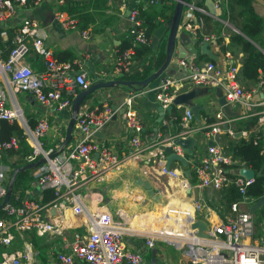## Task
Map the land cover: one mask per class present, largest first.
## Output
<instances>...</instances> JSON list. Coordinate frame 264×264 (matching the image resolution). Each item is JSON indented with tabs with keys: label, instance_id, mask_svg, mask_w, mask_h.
<instances>
[{
	"label": "built area",
	"instance_id": "1",
	"mask_svg": "<svg viewBox=\"0 0 264 264\" xmlns=\"http://www.w3.org/2000/svg\"><path fill=\"white\" fill-rule=\"evenodd\" d=\"M44 1L0 0V24H2L0 39L8 40L6 23L15 16L16 7L32 9ZM58 1L64 3L63 0ZM162 1L167 0H145V4L158 6ZM168 1L174 4L177 2V0ZM214 5L219 9L218 1L214 2ZM121 9H124V5ZM200 16L221 23L222 32L218 35L205 33ZM55 18L65 31L77 30V22L65 13L58 12ZM127 22L130 47L119 58L117 56L110 81L118 80L126 74L132 64L131 56L135 48L150 46L152 43V39L146 38L144 24L140 18V8L130 10ZM179 28L194 42L203 44L217 42L219 39L224 47L227 46L224 40H228L231 35L226 29L236 31L230 22L213 17L206 8L190 3L184 5ZM80 35L82 39H90L85 30L80 31ZM44 38L38 22L26 17L11 39L13 49L10 50L7 59H3L0 49V121H20V114L17 115L20 108L16 102L17 94H28L40 104L39 106L45 108L56 106V110L70 111L73 99L80 92L90 88L86 72L78 68V63L75 60L53 59L43 45ZM30 40H32L31 48L43 60L45 67L43 72H35L25 63V58L30 52L28 42ZM223 53V66H218L214 62L197 65L193 57L176 59L175 66L181 70L183 76L179 78L171 75L162 76L151 91L155 101L165 110L172 105L176 96L192 86L206 89L220 88L228 104H242L248 117L257 118V129L239 132V137L246 139L250 134H255L253 145H258L257 134L263 132L261 128L264 127V77L259 76L258 93L255 89H244L238 81L240 65L235 62L230 51ZM254 94L260 98H254ZM137 95L138 93L130 91L115 110L109 103L103 102L99 109L78 111L73 134L71 133L73 144L69 147L64 145V138L58 139L50 149H44L39 143L38 138H42L49 130L46 118H41L33 130L27 123L24 126L17 122L23 129L24 140L32 149V154L27 160L29 162L37 158L46 160V163L33 171L34 182L31 186L41 191H53L55 199L42 204L41 196L38 199L29 197L31 188L24 192V197H21L20 191L16 192L14 201L9 200L5 204L0 210V264H33L34 247L25 239L26 242H23L21 250L8 252L7 249L16 243L18 237L24 238L20 231L22 225L42 227L45 212L64 200L68 203V210L64 211L65 214H60L59 226L64 225L63 227L68 226V228L58 237L59 247L54 248L56 250L51 249L53 264H74L75 261L84 264H145L142 252L127 249L124 242L126 236L143 239V247L146 250L154 249L156 243H166L177 251L183 250L184 252H181L186 264H264L263 229L259 217L250 211L255 200L247 195L256 177L246 178L230 174L233 169L247 166L239 164V161L229 155L225 151L226 146L222 143L225 136L235 138L234 120L220 111L215 114L212 123L193 128L192 113L186 109L178 124L180 128L174 135L144 144L141 140L143 126L133 109V100ZM115 114L121 115L125 126L131 132L127 153L120 154L114 146L95 139L96 132ZM164 125H167V122H164ZM195 135H199L202 141L207 142L206 153L193 165L187 159L192 177L185 178L181 168H166V154L159 147L167 146L177 156L185 157L184 151L175 145V140L190 137L196 139ZM209 143L212 145L209 146ZM18 145V138L0 143V168H3L0 170L1 203L7 194L12 176V171L3 165V156L6 151L17 149ZM263 150H260L261 154ZM52 154L53 158L48 159ZM127 164H143L146 167L142 171V176L150 181L160 197L161 202L154 201L157 204L161 205L166 199H171L166 197L168 192L172 191L171 188L178 189L180 194L181 191L177 186H171V179L183 184L184 192L181 197L190 201L191 205V212L186 221L190 228L188 235L175 234L174 229L159 230V232L134 229L123 212L118 211L117 215L111 212L110 207L107 206L109 200L104 201L99 188ZM180 170L182 177L175 180L179 178ZM158 172L159 176H157ZM231 187L237 190L241 199L229 205L226 217L204 220L207 230L203 232V237H199L198 230L193 225L199 220L197 216L203 212L202 192H206L205 195L212 193V196L220 199L221 193ZM188 189L191 191L190 196L187 195ZM83 190H88L86 196ZM214 193L217 195H213ZM88 199L89 202L86 201ZM73 220L79 221L73 226ZM70 221L72 226L69 224ZM56 227L58 225L50 228L44 225L48 231ZM70 229L83 231L74 233L69 239L65 231ZM55 233L60 232L56 229Z\"/></svg>",
	"mask_w": 264,
	"mask_h": 264
},
{
	"label": "crops",
	"instance_id": "2",
	"mask_svg": "<svg viewBox=\"0 0 264 264\" xmlns=\"http://www.w3.org/2000/svg\"><path fill=\"white\" fill-rule=\"evenodd\" d=\"M213 2L218 1L219 9H216L217 15L221 10V4H224L225 1L221 0H212ZM201 0H191L190 4L199 5ZM165 3V2H163ZM158 6H148L145 4V0H106L105 8L102 11H95L93 8H87L90 13H96L97 15L93 17V21L91 20L87 27L84 28L88 34L90 39H82L80 35V23L75 16L69 15L65 11H61L60 8L64 6V3L61 4L58 0H45L39 6H35L32 9L29 8H22L16 7L15 16L10 18L6 23V30L7 32L12 33V38L14 33L17 31L19 26L21 25L22 21L28 17L36 20L44 33L45 38L43 39V45L45 49L50 53V56L53 59L64 61V60H75L78 63V68L84 70L86 72V79L90 83V87L94 84L99 82H109L111 80V72L116 64L117 59V50L121 44V42L128 36L127 29H128V22H127V12L130 11L132 8H140L143 7L146 10L156 11L159 12L161 9V5ZM77 7L83 8L87 5L91 4L92 7L99 8L100 5L96 0H78ZM122 5H124V9H121ZM205 6V0L203 2ZM225 5V4H224ZM253 7L255 12L261 17L264 22V0H253ZM99 10V9H97ZM58 12H63L73 20L77 22L75 31H65L60 23L55 18V14ZM101 14V15H99ZM219 18V16H216ZM220 19V18H219ZM210 22V30H206L204 28L205 33L208 34H216L221 33L222 25L221 23L214 21L211 19ZM221 25V26H220ZM2 24H0V28ZM182 33H185L181 28H178L177 31V39L175 42V50L174 55L171 60L170 66L168 69L160 75L154 82H152L148 87L139 90L135 86L132 89H129L125 86H116L113 88L108 89H99L94 93L87 96L82 104L79 107L80 110H93L101 108L103 102L109 103L112 107L119 106L126 95L132 91L138 93L136 98L133 100V109L136 112L138 119L140 120L143 129L141 133V140L144 144L152 143L154 141H158L159 139L168 137L169 135H174L179 130V123H174L177 119V116L181 119L183 117L184 111L189 109V107H181L172 109L170 113L164 112L160 114L158 111L159 104L155 101L154 94L151 91L153 87L159 81V78L162 76H173L175 78H179L183 76V73L180 69L176 68L175 60L183 57H193L197 65H202L207 62H214L218 66L224 65V57H223V50H222V42L219 43V39L217 42H209L207 44V50L211 53L210 56L207 53V50L202 52L200 47L205 44H200L198 42H194L190 39L189 45L186 48L182 45L181 36ZM236 33V32H235ZM231 34V33H229ZM9 35V34H8ZM6 39L0 41L5 42ZM30 45V52L25 58V63L31 67V69L35 72H43L45 69L43 60L39 58L33 49L31 48L32 40L28 41ZM227 44L229 43L228 40H224ZM228 42V43H227ZM162 42L160 46L163 44ZM151 49L145 53L140 58L132 61L131 66L127 70L126 74L119 78L120 81H133L136 76L143 77L146 72L152 74L156 72L159 67H155L152 63V59L156 57L157 53L152 50V43ZM193 47L195 51H193ZM165 48V47H164ZM2 50L3 47L0 46ZM165 50V49H164ZM6 50H2V56L5 59V52ZM233 59L235 62H240L242 54L236 49L232 48L230 50ZM165 53V52H164ZM212 57V58H211ZM182 58V57H181ZM216 58V59H215ZM148 74V75H149ZM147 75V76H148ZM259 78V77H258ZM143 80V79H142ZM254 86V87H252ZM256 86V87H255ZM246 90H253L255 89L256 93H258V82L256 84H250L248 86H242ZM251 88V89H250ZM188 89H196L199 96L193 100L194 104H203V108L200 112L198 120L193 119L192 127L198 128L202 127L205 124L212 123L214 121V116L216 113L222 111L217 105V97L215 96L216 90L218 88H197V87H190ZM142 93V94H141ZM254 98L256 97L254 94ZM16 102L20 109L25 112V116L30 118L37 124V122L41 118H46L49 125L48 132L42 137H46L45 141H49L47 145H43L45 148L50 149L54 146L58 139L66 137V130L72 118L71 110H56V106L52 108H41L33 97L28 94H17L16 95ZM230 109L232 112L236 114L235 118H231L234 120L233 126L236 122L240 120L249 119L247 111L242 104L235 103L230 105ZM256 110V109H255ZM261 110V109H258ZM25 120V119H24ZM164 122H167V125H164ZM257 122L252 128L253 130L257 129ZM259 129V128H258ZM246 129H242L239 132H243ZM263 130L264 135V127L261 128ZM73 131V129H72ZM236 132V131H235ZM238 131L236 132L239 133ZM52 137H56L55 141L52 143L50 139H48L49 135ZM73 134V132H72ZM71 134V141L67 144V147L73 144ZM199 137V135H195V138ZM229 137L225 136L223 138L224 145L225 140ZM236 139L240 138L239 136H235ZM96 141H100L101 143H109L108 145L114 146L115 150L118 153H127L130 147V139H131V132L125 126L124 121L120 114H117L115 117H111V119L95 134ZM247 137L245 140H248ZM65 141V140H64ZM196 142V139H195ZM264 142V141H263ZM52 145V146H51ZM51 146V147H50ZM262 149H264V144H262ZM229 155L230 152L228 151V147L226 146L225 150ZM206 153V146H199L196 148V144L193 147V154L191 156H186V158L190 161V164L197 163ZM261 154V153H260ZM264 157V150L263 154ZM232 156V155H231ZM239 161L238 159H235ZM188 162V167H190ZM239 164H243L239 161ZM5 166V164H3ZM177 166V167H176ZM183 170H188L187 168L184 169L179 163H173L171 168H180ZM11 170L10 168H8ZM143 164L140 165H125L121 171L113 174L107 183H105L102 187L105 188L106 192L111 194L108 202V207H110L111 212L117 215V212H123L126 220L131 223L134 229L138 230H147L149 232H159V230H167L173 231L175 233H185L189 231V227L185 225L183 222H173L172 224L164 225L161 224V220L159 218V211L163 208L171 209L170 199L165 200L163 204H157L159 202H154V200L150 199L146 196L145 190L136 184L138 178H141L144 181H150L142 176V171L145 170ZM3 170V168H0ZM35 169H33L34 171ZM189 171V170H188ZM190 176L192 177V172L190 168ZM159 172L157 173V176ZM12 175V172H11ZM185 178H187L185 176ZM166 181V179H165ZM151 184V183H150ZM152 185V184H151ZM135 189H132L131 187ZM102 187L99 188V191L102 190ZM154 188V187H153ZM34 189V188H32ZM32 189L29 190V197L31 196ZM39 190V188H37ZM172 191H169L166 195L167 198H172L175 193H179L178 189L171 188ZM142 191V192H141ZM41 192V191H40ZM84 194H88V190H83ZM145 193V194H144ZM203 194H207L206 192H202ZM165 195V194H164ZM217 195V194H213ZM41 196V194H40ZM39 196V197H40ZM39 197H31L33 199H38ZM147 197V198H146ZM164 197V196H162ZM139 200L142 201L141 207H137V205H133L130 200ZM147 199V201H144ZM181 200L184 198L180 197ZM89 202V199L86 200ZM126 201V202H125ZM131 204V205H130ZM229 209V208H228ZM228 209L226 210L228 212ZM184 216L190 215L189 211H182ZM53 213V209H49L45 213V217H49ZM209 216V217H208ZM208 217V218H206ZM223 218L224 216H218L213 212H202L200 215L197 216V219L200 221L208 219L213 220L214 218ZM79 220H73V226ZM71 222V221H70ZM176 223V224H175ZM159 227V228H158ZM82 229H70L68 230V238H72L74 233L78 232L81 233ZM27 241L33 245L37 246L34 243L35 238L42 239L43 243L48 242V244H52V250H56L54 248L59 247L60 239L57 237L46 236L44 238H38L34 234L29 233L27 234ZM49 237V238H47ZM124 242L126 243V247L128 250L137 251L139 250L144 255L145 261L152 262V264L159 263L162 259H160L163 255L161 252H158V243L154 249L146 250L143 247V239L126 236L124 238ZM52 255V254H50ZM183 258V255H182ZM54 257L52 255V259L50 260V264H53ZM184 262V259H183ZM74 264H84L80 261H75ZM186 264V263H182Z\"/></svg>",
	"mask_w": 264,
	"mask_h": 264
},
{
	"label": "trees",
	"instance_id": "3",
	"mask_svg": "<svg viewBox=\"0 0 264 264\" xmlns=\"http://www.w3.org/2000/svg\"><path fill=\"white\" fill-rule=\"evenodd\" d=\"M28 2H33V0H27ZM64 6L60 8L61 11L67 12L69 15L75 16L79 23L80 28L83 30L87 27V24L96 16V13H90L87 8H93L95 11H102L105 8L106 0H96L100 5L99 8L92 7L91 4L86 7L79 8L77 7L78 0H63ZM186 3H191V0H185ZM204 0H201L199 3V7H204ZM224 8L221 7L220 12L217 16L221 20H226L230 22L235 30L239 33L232 32L229 36L228 46L222 47L223 51H230L232 48H236L241 54L242 57L240 59V70L238 81L243 86H248L250 84H256L259 80V76L264 77V22L259 17V15L255 12L253 7V0H227L224 3ZM174 3H169V1H165L161 5V9L159 12L156 11H148L143 7H140V18L143 21L145 35L147 39H152L154 31L163 23H166L170 20L173 10ZM197 6V5H196ZM205 8V7H204ZM99 9V10H97ZM101 15V14H99ZM204 23V28L208 31L210 30V22L211 19L206 16H200ZM9 34V35H8ZM8 40L0 41V46L3 47L2 50H6L5 59L11 49H13L12 44V33L7 32ZM221 43V40L218 41ZM130 47V37L127 36L120 44L117 50L118 58ZM165 43L162 46H159L158 51L156 52L157 56L152 59V63L154 66L160 67L165 60L164 53ZM151 49V46H141L135 48L134 54L131 56V61H134L145 53H147ZM4 59V58H3ZM60 61V60H59ZM64 61H72L64 60ZM149 72H146L143 77L136 76L133 81H138L145 79ZM150 75V74H149ZM123 79V78H121ZM24 119L28 125V127L33 130L36 126L35 122L30 118L25 116ZM180 118L177 116V119L174 123H179ZM257 122L256 117H251L249 119L240 120L236 122L233 126L234 131H241L242 129L251 130ZM253 130V129H252ZM260 138L258 145H253V139L255 138V134H250L249 139L245 140L244 138H229L227 140L226 146L228 147V151L232 155L234 159H238L245 166L252 169L255 174V182L248 189L247 195L252 197L255 201L260 199L264 193V157L260 154V150L262 149V144H264V135L263 132L257 134ZM12 138L19 139L18 148L13 150H8L4 153L3 156V164L6 167L10 168L12 174L15 170L22 168L29 164H35L40 159L37 158L33 162H29L27 159L32 154V149L28 146V144L24 140L23 129L16 122H9L7 120L0 121V143L8 142ZM37 168V167H36ZM35 169V168H34ZM34 182L33 178V169L26 170L22 173H17L13 185L11 187V197L10 200L13 202L14 195L16 192L20 191L21 197H24V192L32 188V183ZM41 191V190H40ZM51 190L41 191V202L42 204L49 203L50 201L55 199V196ZM241 199L237 190L233 187L223 191L221 193V197L218 200L219 203L224 205L226 209L229 208V205L235 201H239ZM1 204V201H0ZM261 217L264 221V205L261 208Z\"/></svg>",
	"mask_w": 264,
	"mask_h": 264
},
{
	"label": "water",
	"instance_id": "4",
	"mask_svg": "<svg viewBox=\"0 0 264 264\" xmlns=\"http://www.w3.org/2000/svg\"><path fill=\"white\" fill-rule=\"evenodd\" d=\"M163 2V1H162ZM186 4L185 0H177L174 6V10L172 13V16L170 20L166 23L161 24L153 33L152 37V50L155 52L158 51V48L162 42L165 43V60L162 63V65L159 67V69L148 75L145 79L143 80H138V81H120V80H115V81H109V82H99L97 84L92 85L87 91H82L80 92L72 101V107H71V112H72V118L71 121L67 127L66 130V137L64 141V145H67L71 141V133L74 125V121L76 118V114L78 113V109L84 99L89 96L90 94L94 93L95 91L99 89H108V88H113L116 86H125L128 87L129 89H132L134 86L138 88L139 90H142L146 87H148L152 82H154L160 75L165 73V71L168 69L170 66L171 60L174 55V50H175V42L177 39V31L181 22L182 14L184 11V5ZM205 6L206 9L208 10V13L212 15L213 17L217 16L216 8L214 5V2L212 0H205ZM130 13V11L127 12V15ZM238 34L239 33L237 30L235 31ZM182 45L186 48V46L189 45L190 42V37L186 33H182L181 36L179 35ZM200 50L202 52L207 50V44H203L200 47ZM193 51H195L193 47ZM207 53L210 56V52L207 50ZM184 58L183 56H181ZM180 57V58H181ZM212 58V57H211ZM216 59V58H215ZM178 68V67H176ZM198 88V87H197ZM198 93L196 89H187L186 91L182 92L178 96H176L172 102V105H170L168 108L165 110L162 109V107H158V111L160 114L167 112L170 113L172 109H175L176 107H189L190 112L192 113L193 119L198 120L200 112L202 108L204 107L203 104H194L193 100L197 98ZM215 96L217 97V105L218 107L225 113V115L229 118H235L236 114L231 111L230 109V104L226 102L224 96L222 95V92L220 88L216 90ZM41 108L45 109V107ZM113 110L117 108V106L112 107ZM19 114H20V122L22 125L25 126L26 122L23 119V112L19 108ZM116 114L113 116L115 117ZM240 134L237 133L236 136L238 137ZM195 139L193 137L186 138V139H181L177 138L175 140V145L179 146L185 153V157L182 156H177L175 153L172 152V150L167 147V146H160L159 149L163 151L166 154V168H170L173 163H179L184 169L187 168L188 163H187V158L186 156H191L193 154V147L195 145ZM212 143H209V146H211ZM53 154L49 155L48 159H52ZM46 163V160L44 158H41L37 163L35 164H29L26 165L22 168H19L15 170L11 176L9 185H8V191L6 196L4 197L2 203L0 204V210L7 204L10 200L11 196V187L13 185L14 178L17 173H22L26 170H31L34 169L40 165H43ZM184 176L189 177L190 172L188 170H185ZM230 174L232 175H241L246 178H253L254 176L256 177L255 172L250 169L249 167H244L240 169H233L230 171ZM136 184L140 187H142L147 196L156 201V202H161L160 197L156 194L154 188L148 181H144L141 178H138L136 181ZM191 191L190 189L187 190V195L190 196ZM264 205V196L258 199L256 202H254L250 208L251 213L256 214L257 212L260 211L262 206ZM194 228L198 230L197 235L199 237H203V232L207 230L206 223L203 221L197 220L195 224L193 225Z\"/></svg>",
	"mask_w": 264,
	"mask_h": 264
},
{
	"label": "rangeland",
	"instance_id": "5",
	"mask_svg": "<svg viewBox=\"0 0 264 264\" xmlns=\"http://www.w3.org/2000/svg\"><path fill=\"white\" fill-rule=\"evenodd\" d=\"M221 7L224 8V4H221ZM221 29H222V27H221ZM226 30H227L226 32L232 33L231 30H229V29H226ZM218 34H220V33H218ZM161 46L163 48V44ZM252 87H254V86H252ZM244 88H246V87H244ZM246 89H248V88H246ZM23 119H24V115H23ZM17 122L19 124H21L20 121L17 120ZM55 138L56 137H52L51 134L48 137V139H50L51 142L52 141L54 142L56 140ZM45 139H46V137H44V138H38V141H39V143H41L42 146L43 145H47L49 143V141L47 142V141H45ZM227 140H225L226 141L225 144L227 143ZM259 141H260V138H259ZM195 144H196V148L199 147V146H207V142L202 141V139H200L198 137H196V143ZM28 146H30V145L28 144ZM43 148L44 149H47L44 146H43ZM187 169L190 171V167H188ZM181 170H180V176H179V178H176L175 180L181 179V177H182ZM166 181H167V179H166ZM131 188L132 189H135L133 186ZM40 194H41L40 190H38L37 188H34V189H32V192H31V196L30 197H39ZM101 195H102L104 201L109 200V198L111 196V194L109 192H106V190H105L104 187H102ZM84 196H86V194H84ZM146 196H147V194H146ZM203 199H204L203 213L204 212L206 213L209 210V211L217 214L218 216H224V217H226L228 215V212L226 211L227 210L226 207L224 205H222L221 203H219V201H218L219 199L217 197H215V196H212V193H210L209 195L203 194ZM142 201H139V200H136V199H135V201L134 200H132V201L130 200V202L133 205H137V207L143 206L141 204ZM144 201H147V199H145ZM158 213H159L158 214L159 215V218L161 220V224L168 225V224H172L174 221H176V220H173V219L163 218V211L162 210H160ZM256 216H258L259 219H260L261 227L263 229V238H264V221L262 220V217H261V209H260L259 212L256 213ZM23 242L24 243L26 242L24 240V238L18 237L17 240H16V243L13 246L9 247L7 249V251L8 252H13V251H16V250H21L22 249V246H23L22 245ZM34 243L37 246H33L34 247L33 249L35 251V254H34L32 263L33 264H50V260L52 259V255H50L51 254L50 252H51L52 244H48V242H47V244L46 243H43V240L42 239H37V238H35ZM30 246H32V245H30ZM181 251H183V250H181ZM181 251L175 250L172 246H170V245H168L166 243H159V245H158V252H161L163 256L160 258L162 260L159 263H156V264H182V263H184L183 262L182 252ZM145 264H152V262L149 261V258H148V261H145Z\"/></svg>",
	"mask_w": 264,
	"mask_h": 264
},
{
	"label": "bare ground",
	"instance_id": "6",
	"mask_svg": "<svg viewBox=\"0 0 264 264\" xmlns=\"http://www.w3.org/2000/svg\"><path fill=\"white\" fill-rule=\"evenodd\" d=\"M18 113L19 112H17V115H18ZM176 174L178 175V173H176ZM170 184L172 187L177 186L181 192H180V194L175 193L172 196V198L170 199V205L172 207L171 209H168V208L162 209L163 218L173 219V220H176L177 222L178 221L181 223L183 222L185 225H187L186 221H187L188 215L184 216L182 211L191 212V210H190L191 205H190V201H188L187 199H183V200L180 199L181 194L184 192L183 184L180 182H177V181L174 182L172 179H171ZM166 200H168V199H166ZM67 207H68V203L65 200L60 202V204L54 205V207H52L53 213L49 217L46 218L45 214L43 215V226L42 227L38 228V227L31 226L29 224L22 225L20 227V231H21L24 239L27 241V239H28L27 234H29V233L34 234L38 238H44L46 236L58 238L60 235H62L64 233V230L66 228H68V226L63 227L64 225L59 226L60 218H61L60 214L65 213L64 211L68 210ZM66 214H68V212H66ZM69 224H71V226H72L71 222H69ZM44 225L47 228H50V226H56V225H58V227L52 228L51 229L52 231H48L47 228H44ZM56 229L59 230V232H60L59 234L55 233ZM188 230L189 231H186L185 233H175V234L188 235V233H190V228ZM51 232H53V233H51ZM65 233L68 234L69 232L65 231Z\"/></svg>",
	"mask_w": 264,
	"mask_h": 264
}]
</instances>
